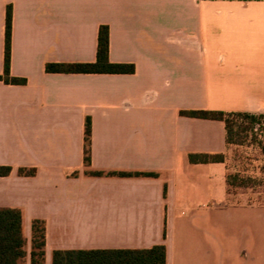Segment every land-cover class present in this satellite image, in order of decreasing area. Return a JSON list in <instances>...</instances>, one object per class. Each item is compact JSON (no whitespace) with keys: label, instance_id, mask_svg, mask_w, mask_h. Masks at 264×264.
Here are the masks:
<instances>
[{"label":"crops","instance_id":"crops-1","mask_svg":"<svg viewBox=\"0 0 264 264\" xmlns=\"http://www.w3.org/2000/svg\"><path fill=\"white\" fill-rule=\"evenodd\" d=\"M8 7L10 76L26 82L0 80V208L22 212L26 238L45 220V264L160 243L166 264H264V203L226 182L236 145L222 121L183 113L264 114V0H0L1 76ZM103 25L110 62L133 73L46 71L94 62ZM136 172L150 175H119Z\"/></svg>","mask_w":264,"mask_h":264},{"label":"trees","instance_id":"trees-1","mask_svg":"<svg viewBox=\"0 0 264 264\" xmlns=\"http://www.w3.org/2000/svg\"><path fill=\"white\" fill-rule=\"evenodd\" d=\"M11 8L6 17V37L4 72L0 80L7 84H25L26 80L10 76V38ZM46 71L52 73H117L134 72L133 64L112 63L109 60V29L106 25L99 28L96 60L92 63H48ZM184 114L202 119L219 120L225 125L227 145H243L251 138L264 152V143L258 139V130L264 129V114L245 111L226 112L219 110H191ZM257 129V130H256ZM91 121L85 120V156L84 163L89 165V139ZM258 140V141H257ZM191 163H218L225 159L224 154H190ZM11 167L0 165V176H7ZM21 174L33 175L34 169L20 170ZM93 176H103V172H90ZM110 175V173H108ZM112 174V173H111ZM120 176H147V173H119ZM251 179L240 173H229L226 177L230 189L249 186ZM29 238V264H45L46 225L43 219L31 222ZM28 257V239L24 235L22 212L17 208H0V264H26ZM51 264H166V246L164 243L146 249H111V250H53Z\"/></svg>","mask_w":264,"mask_h":264},{"label":"rangeland","instance_id":"rangeland-1","mask_svg":"<svg viewBox=\"0 0 264 264\" xmlns=\"http://www.w3.org/2000/svg\"><path fill=\"white\" fill-rule=\"evenodd\" d=\"M258 139L264 143V137ZM231 155L230 173L251 179L249 186L230 189L231 194L238 200L264 203V152L260 145L249 138L243 145L233 147Z\"/></svg>","mask_w":264,"mask_h":264},{"label":"built area","instance_id":"built-area-1","mask_svg":"<svg viewBox=\"0 0 264 264\" xmlns=\"http://www.w3.org/2000/svg\"><path fill=\"white\" fill-rule=\"evenodd\" d=\"M257 135H258L259 138H263L264 137V129L258 130V134Z\"/></svg>","mask_w":264,"mask_h":264}]
</instances>
